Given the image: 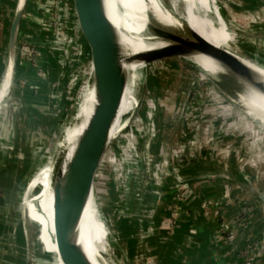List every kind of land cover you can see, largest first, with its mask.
<instances>
[{
    "label": "rangeland",
    "instance_id": "1",
    "mask_svg": "<svg viewBox=\"0 0 264 264\" xmlns=\"http://www.w3.org/2000/svg\"><path fill=\"white\" fill-rule=\"evenodd\" d=\"M29 1L34 10L27 7L23 18L24 28L31 30L20 31L17 72L0 103L1 150L7 158L0 164V251L8 240L14 243L10 258H0L12 264H32L29 258L34 256L27 244L34 242L35 264H52V253L44 249L36 232L39 224L27 215L23 201L31 178L54 156L73 116L75 89L64 67L65 47L57 28L56 0ZM215 3L223 18L243 31L241 43L246 49L241 47L240 52L264 70V61L251 52L264 58V38L253 36L255 28L264 26V3ZM28 13L34 14L35 22L29 21ZM171 62L178 65L169 68ZM146 67L135 91L137 102L123 117L126 125L117 153L114 214L119 226V257L123 264H182V220L192 218L190 211H182V185L190 178L226 179L234 188L256 195L240 201L231 197L234 210H230V216L241 211L243 219L245 212L253 210L254 218L264 225V201L259 195L264 194V128L234 102V93L177 57L153 61ZM149 74L154 75L148 78ZM182 153L197 158V165H192L198 168L196 174L182 177L185 166L176 158ZM60 182L46 191L47 230L53 226L52 235L57 192L62 201L59 197L57 200L66 209L72 206ZM69 190L72 195L71 186ZM75 201L80 204L78 197ZM237 203L242 210H236ZM169 210L170 218L165 213ZM66 212L77 217L76 209ZM89 214L91 217V211ZM87 220L80 219L84 237ZM253 239V248L264 244V228L261 236ZM236 247L249 250L248 258L257 256L248 245ZM52 249L56 250L55 243Z\"/></svg>",
    "mask_w": 264,
    "mask_h": 264
},
{
    "label": "water",
    "instance_id": "2",
    "mask_svg": "<svg viewBox=\"0 0 264 264\" xmlns=\"http://www.w3.org/2000/svg\"><path fill=\"white\" fill-rule=\"evenodd\" d=\"M209 2L210 0H207L208 4ZM28 3L29 0H16L9 32L7 63L0 82V92L4 90L5 93L0 98V103L8 95L17 72L21 24ZM105 8V0H56L57 28L65 47L64 67L71 74L75 89L72 114L76 124L81 122L77 113L86 94L89 95L92 106L89 118L79 135L74 162L84 180L81 202L86 205L93 194L92 204L96 211L94 219L100 224L103 238H97L91 225L85 227L83 238L79 216H71L63 210V205L60 206L57 200L59 197L62 201L58 191L54 198L56 250L51 252L52 264H97L98 259L103 264H123L119 257V226L114 209L117 153L119 139L126 125L123 116L118 120L121 90L117 87V80L118 77H126V74L122 68L120 45L106 39L109 36L107 29L110 24ZM152 9L149 7L147 12L148 28L153 36L166 41L168 45L141 52L135 55L137 60L151 63L177 57L184 65L197 68L213 77L243 102L249 101L248 92L258 91L264 94L258 85L252 82L250 85L244 81L237 69L230 43L217 45L220 58L209 56L206 49L198 48L190 41L179 38L176 32L162 28L157 22L156 12ZM210 19L213 25L219 27L213 13H210ZM253 36L264 38V29L254 30ZM198 55L213 59L220 65V70L209 72L204 63L196 58ZM177 65L178 62H171L168 67L174 68ZM153 75L149 74L147 77ZM137 112L138 106L134 109V115ZM176 158L185 167L197 163L196 157L189 158L183 153L177 154ZM63 178L60 183L66 192L70 186L66 182L67 178ZM68 181L71 182V179ZM238 181L244 185V182ZM259 195L264 201V194ZM39 231L40 226L36 228L38 234ZM32 244L34 242L28 243L27 246L30 254L34 256L29 259L35 264L37 257L34 255L35 247ZM263 253L264 244L254 264H260Z\"/></svg>",
    "mask_w": 264,
    "mask_h": 264
},
{
    "label": "bare ground",
    "instance_id": "3",
    "mask_svg": "<svg viewBox=\"0 0 264 264\" xmlns=\"http://www.w3.org/2000/svg\"><path fill=\"white\" fill-rule=\"evenodd\" d=\"M105 6L110 24L107 29L109 36L106 35V39L120 45L122 68L126 74L125 80L122 78L123 86L120 89L122 92L124 89V94H134L131 100H127L120 106L118 120L135 106L137 102L135 91H137L142 79V71L148 70L146 67L148 62L137 60L135 55L168 45L166 41L151 34L147 25L149 7L156 12L157 22L162 28L176 32L179 38L190 41L198 48L206 49L209 56L220 58L217 45L230 43L237 69L244 81L250 85H252L250 82L258 85L264 92V70L240 52L241 47L246 49L241 43L243 31L234 28L228 21L224 20L215 0H210L209 4L207 0H105ZM210 13L215 15L219 27L211 22ZM158 43L166 44L151 47V45ZM251 52L254 53V51ZM256 53L254 54L257 55ZM257 56L264 61L260 55ZM196 58L204 63L209 72L220 70V65L210 57L198 55ZM3 92L4 90L1 91V94ZM85 96L77 113L81 122L76 124L74 117L71 116L63 135L59 138L54 156L40 168L24 194L23 206L27 215L39 224V239L43 243L44 249L49 253L53 251L47 234L46 211L48 204L46 191L49 184L59 182L63 177V179L67 178L66 181L73 189L72 195L69 189L66 191L72 206L66 209L61 201L58 203L63 205L65 211L71 212L76 209L77 217L79 216L80 219L88 218L87 226L91 225L97 238H103L101 237L103 233L99 228L100 224L95 220L96 211L94 204H92L93 194L86 205H83V201L81 202L84 180L79 175L80 171L75 168L74 162L79 135L92 109L89 95L86 94ZM247 96L249 101L243 102L233 95L237 98L233 101L264 127V94L252 91L248 92ZM70 179L71 182L68 181ZM75 197L80 199V204L75 203ZM83 238L85 237L83 236ZM97 264H102L99 259Z\"/></svg>",
    "mask_w": 264,
    "mask_h": 264
},
{
    "label": "crops",
    "instance_id": "4",
    "mask_svg": "<svg viewBox=\"0 0 264 264\" xmlns=\"http://www.w3.org/2000/svg\"><path fill=\"white\" fill-rule=\"evenodd\" d=\"M261 2L264 3V0H261ZM29 3L28 7L34 10V6H31ZM15 5L16 0H0V82L7 63L9 32ZM28 14L30 15L28 18L29 21L31 23L35 22L34 14ZM24 23L25 21L23 18L21 34H23V31L31 30L29 27L25 29ZM262 29H264V26L255 28V30ZM165 44L166 43L153 44L151 47ZM123 79L125 80L124 77ZM122 81V78L118 77L117 87L122 88ZM4 93L5 91L3 94ZM3 94L0 92V98ZM133 97L134 94H124L123 89V92L121 91L120 94V106ZM1 146L2 142L0 141V164L3 165L4 160L7 158L5 157L6 152L1 150ZM159 147H161L160 144ZM192 165L195 164L183 168L182 177L186 175V177H188L190 173H197L198 168ZM1 169L2 166L0 167V170ZM39 170L33 175L31 180L38 174ZM55 184L56 182L51 183L47 188L55 186ZM246 196L248 198H256V195H253L248 190L234 188L232 183L226 179L197 180L195 178H190L185 181L184 185H182V211H190L192 218L184 222L182 220V264H188V262L189 264H251L248 260V256H246V252L249 250L243 251L244 248L240 249L236 247L241 244L248 245L249 249H252L251 251H256L257 256L254 255V262L257 260L260 248L263 244H261L260 247L256 246L253 248L252 246L255 244L253 242L255 240L253 237H258V235L261 236L264 228L263 223L260 224V220L254 218L252 213L253 210L248 214L245 212L243 219L241 211L235 213L236 215L233 214V217L230 216L231 211L234 210V208H232L233 205L230 203L232 198L234 199V197H236L240 201L242 199H248ZM237 204L236 210H242L243 207L240 208L239 203ZM165 213L167 214L166 216L170 218L171 211L169 210ZM167 221L170 222V219ZM166 231L169 230L166 229ZM0 232H3V230ZM52 232L53 226H51L49 231L47 230L51 248L53 243H55ZM175 233H179V230L177 229ZM231 234L232 238H229ZM240 239L241 241L239 242ZM235 243L236 245L234 246ZM13 244L14 243L10 240L4 244L3 250L0 251V256L3 259L4 257H7V259L8 257L10 258V253L12 254L10 251L12 249L11 245ZM250 246L252 248H250ZM3 259L0 258V264H4L3 262H7L5 264H12ZM254 262H252V264H254ZM260 264H264V253L261 257Z\"/></svg>",
    "mask_w": 264,
    "mask_h": 264
},
{
    "label": "trees",
    "instance_id": "5",
    "mask_svg": "<svg viewBox=\"0 0 264 264\" xmlns=\"http://www.w3.org/2000/svg\"><path fill=\"white\" fill-rule=\"evenodd\" d=\"M28 7V6H27ZM22 25H23V20H22V24H21V28H22ZM44 47V48H43ZM40 48H42V49H44L45 50V46H42V47H40ZM19 57H20V52H19ZM19 59V58H18ZM19 61V60H18ZM18 65V64H17ZM237 99V98H236ZM160 146H161V141H160ZM198 163V162H197ZM197 163H194L195 165H197Z\"/></svg>",
    "mask_w": 264,
    "mask_h": 264
},
{
    "label": "built area",
    "instance_id": "6",
    "mask_svg": "<svg viewBox=\"0 0 264 264\" xmlns=\"http://www.w3.org/2000/svg\"><path fill=\"white\" fill-rule=\"evenodd\" d=\"M229 238H232V234H231V235H229ZM253 257H254V255H253V254H252L251 256H249L248 260H249V262H250V263L252 262V260H253Z\"/></svg>",
    "mask_w": 264,
    "mask_h": 264
}]
</instances>
